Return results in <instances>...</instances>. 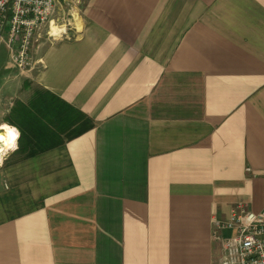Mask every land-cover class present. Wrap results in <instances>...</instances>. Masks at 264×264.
Here are the masks:
<instances>
[{"label":"crops","instance_id":"0c3cea01","mask_svg":"<svg viewBox=\"0 0 264 264\" xmlns=\"http://www.w3.org/2000/svg\"><path fill=\"white\" fill-rule=\"evenodd\" d=\"M59 5L32 70L0 60V128L40 89L94 125L0 164V264H220L214 221L264 209V0Z\"/></svg>","mask_w":264,"mask_h":264},{"label":"built area","instance_id":"2783aa9c","mask_svg":"<svg viewBox=\"0 0 264 264\" xmlns=\"http://www.w3.org/2000/svg\"><path fill=\"white\" fill-rule=\"evenodd\" d=\"M59 1L0 0V43L6 44L11 61L22 73L36 64L32 47L39 36L67 37L73 28V14L61 11ZM16 130L17 144L20 132ZM214 226L217 234L221 229L234 230L225 240L220 264H264V209L256 212L240 202L228 220H215Z\"/></svg>","mask_w":264,"mask_h":264},{"label":"trees","instance_id":"16d2710c","mask_svg":"<svg viewBox=\"0 0 264 264\" xmlns=\"http://www.w3.org/2000/svg\"><path fill=\"white\" fill-rule=\"evenodd\" d=\"M12 116L21 125L19 151L27 156L62 144L94 125L89 116L45 89L37 90L28 104H19Z\"/></svg>","mask_w":264,"mask_h":264},{"label":"bare ground","instance_id":"6f19581e","mask_svg":"<svg viewBox=\"0 0 264 264\" xmlns=\"http://www.w3.org/2000/svg\"><path fill=\"white\" fill-rule=\"evenodd\" d=\"M6 126V127H5ZM14 130L15 132V140H12L11 137L9 136V132L8 130ZM18 132L16 130V128H14L13 126L9 125V124H4L1 128H0V136H3L4 139L0 140V161H2V157L3 154L6 150H8L9 148H14L15 146V142H16V138H17ZM13 146V147H11Z\"/></svg>","mask_w":264,"mask_h":264},{"label":"rangeland","instance_id":"374dc122","mask_svg":"<svg viewBox=\"0 0 264 264\" xmlns=\"http://www.w3.org/2000/svg\"><path fill=\"white\" fill-rule=\"evenodd\" d=\"M9 51L10 50L8 49V47L6 46V44H4V42H1L0 43V60H1V62H4L5 59H7L10 56V52ZM15 145H16V147L14 146V148H12V149L9 148L8 150H6L4 152V156H3L2 160H4L5 158L9 157L10 155H12L11 153L14 152V151H16L17 149L18 150L14 154V157L15 158H19V157H22V156L25 155V153H23V152L21 153L19 151L20 150L19 147H21L20 141H18L17 144L15 142Z\"/></svg>","mask_w":264,"mask_h":264},{"label":"snow or ice","instance_id":"6c2138e0","mask_svg":"<svg viewBox=\"0 0 264 264\" xmlns=\"http://www.w3.org/2000/svg\"><path fill=\"white\" fill-rule=\"evenodd\" d=\"M8 132H9V136L11 137V139L15 140V132H14V130L9 129ZM3 139H4V137L0 136V140H3Z\"/></svg>","mask_w":264,"mask_h":264}]
</instances>
